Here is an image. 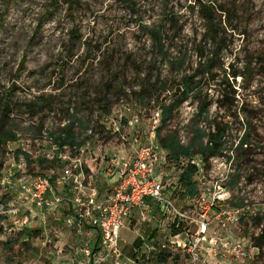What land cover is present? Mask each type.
Returning <instances> with one entry per match:
<instances>
[{
  "label": "rangeland",
  "instance_id": "obj_1",
  "mask_svg": "<svg viewBox=\"0 0 264 264\" xmlns=\"http://www.w3.org/2000/svg\"><path fill=\"white\" fill-rule=\"evenodd\" d=\"M130 1L132 9L123 0H0V94H10L8 125L18 133L17 141L0 149L3 172L17 169L20 163L19 168L24 163L27 170L22 155L15 157L17 148L33 160L53 151L55 143L50 134L57 135L59 128L71 123L75 112L82 122L81 129L78 122L73 125L77 139L87 138L81 157L93 171L107 150L130 147L129 142L121 141V135H128L131 141L134 134L154 132L157 138L162 106L178 96L183 73H191L198 65L196 50L204 33L203 21L190 7L197 0ZM200 1L221 9L217 15L226 29L221 64L213 69L219 75L216 78L223 76L230 63L238 70L249 64L251 72L244 79L237 76L234 86L238 94L232 108L241 109L236 116L223 115L224 108L219 105L223 94L218 87L205 84L200 94L172 108V119L167 123L187 144L192 135L191 120L203 99L209 101L208 117L229 122L232 136L242 133V122L248 119L250 151L239 162L228 159L229 153L218 156L216 162H206L203 170L213 182L216 174L225 175L229 189L225 207L232 208L231 203L250 205L227 233L229 239L246 242L249 256L244 261L231 256L210 260L213 264H264V246L253 245L264 224V73L259 70L264 65V0ZM171 15L178 16L175 25L168 21ZM163 24L166 45L173 56L187 46L182 69L171 68L154 51L146 28ZM211 48L207 46L204 54L210 55ZM148 84L153 85L151 90ZM133 114L139 115V123L130 127L127 122ZM205 123L199 125L205 128ZM164 132L162 129L160 134ZM92 134L94 138L89 137ZM168 169L172 198L183 202L181 169ZM237 172L240 177L234 180ZM98 180L103 183V179ZM10 185L13 187L4 186L0 195L4 191L9 196L16 190V184ZM13 196L7 207L0 203V214L19 203L17 195ZM2 226L0 264H79L81 260L76 249L79 240L82 245L86 237L63 226L59 214L47 216L42 209L25 204L15 215L7 213ZM24 226L39 231L30 238L16 236ZM141 228L148 232L147 226ZM7 239H14L11 248L5 244ZM139 240L131 228H121L119 248L126 259L139 256L144 248ZM174 256L168 264H191L185 252ZM143 261L154 264L151 259Z\"/></svg>",
  "mask_w": 264,
  "mask_h": 264
},
{
  "label": "built area",
  "instance_id": "obj_2",
  "mask_svg": "<svg viewBox=\"0 0 264 264\" xmlns=\"http://www.w3.org/2000/svg\"><path fill=\"white\" fill-rule=\"evenodd\" d=\"M158 117L156 113L155 118ZM119 118H123V113ZM127 123L134 127L139 123V115L133 114ZM128 139V135H121V141L129 142L130 147L107 150L101 164H95V171L81 157L84 144H66L62 150L54 144V150L44 154L48 160L57 157L65 162L55 180L29 173L23 168L24 163L22 170L21 163L17 169L2 170L0 184L11 188L10 184H16L11 193L19 200L2 213L15 215L29 204L42 209L47 216L61 215L63 226L86 237L82 245L79 240L76 249L81 255L79 264H138L143 257L150 259L163 252L171 258L185 252L191 264H213L211 258L228 256L244 261L249 256L246 242L229 239L227 233L250 210V205L245 202L232 208L224 206L229 199L225 175L216 174L213 182L203 170L206 162H216L219 157L211 156L205 161L201 155L192 154L172 162L154 132L145 136L134 134L131 141ZM187 165L196 167L191 177L193 193H183L181 185L185 199L175 202L168 187V168H180L181 173ZM142 226H147L148 232ZM123 227L137 232L140 245L144 246L139 256L131 260L119 248ZM134 252L139 253L137 248Z\"/></svg>",
  "mask_w": 264,
  "mask_h": 264
},
{
  "label": "trees",
  "instance_id": "obj_3",
  "mask_svg": "<svg viewBox=\"0 0 264 264\" xmlns=\"http://www.w3.org/2000/svg\"><path fill=\"white\" fill-rule=\"evenodd\" d=\"M124 3L132 9V2L130 0H123ZM195 6H190L193 11H196L197 15L203 21L204 33L199 40L196 50V55L200 58L198 65L191 73L184 72L181 76L180 82V92L178 96L173 99L167 106H162L160 113L161 124L157 128V141L160 145L167 151V158L172 162H177L180 157H187L192 154H199L202 158L207 161L211 156H223L228 154V159H236L240 161L241 156L243 157L246 153L250 151V145L252 144L250 132L246 127L249 126V121L246 119L242 122L244 128L241 129L242 133L239 135L232 136L230 134L231 126L229 122L222 123L214 118H210L207 115V108L209 101L203 99L198 105V112L193 116L191 120V137L187 144H183L178 137V131L174 127H169L167 120L172 119V108L175 105L182 103L188 98H194L201 93L203 85H214L219 88V92L223 94L220 98V106L224 108L223 115L236 116L240 111V107H235V102L237 101L236 95L237 89L234 88L236 83V77L241 76L244 79L245 74H249V64L245 63L242 70L233 69L232 64H228L226 69H223V76L219 79L217 72L213 69L216 65L221 64L220 62V50L224 41V34L226 32L225 26L221 25V19H218L217 12L221 10L215 8L211 3H204L197 0ZM178 16H170L168 19L169 23L175 25L177 23ZM165 24L158 28H146L149 34V38L152 42L154 51L160 59L165 60L169 66L173 69H182L184 67L185 59L187 57L188 49L184 46L183 49H179L176 55H172L169 48L166 45L165 33L163 27ZM203 45V46H202ZM215 45V48H214ZM207 46L212 47L210 55L204 54L206 52ZM204 57V58H202ZM259 70L264 73V65L259 67ZM148 90L152 89L153 85H147ZM161 87L165 88L166 84L162 83ZM228 93H230L228 97ZM10 94H0V149H4L6 144L9 142H15L18 140L17 128H11L8 123V117L10 113L11 100ZM242 107V106H241ZM78 122L80 124V129L82 128V122L79 121L76 112L72 115V122L66 124L58 129V134H50V138L57 147L62 150L63 145H76L81 146L85 143L86 139L78 140L76 130L73 127L74 123ZM201 122L205 123V128L200 126ZM212 125V126H211ZM213 127V128H211ZM164 129V134H160L161 130ZM206 138V139H205ZM205 139V140H204ZM22 155V158L26 164V168L31 174H41L48 175L52 180H55L59 170L65 163L59 160V158L54 157L48 160L42 156H37L34 160L31 155L20 148H17L15 152V157ZM2 162H0V177L2 173ZM196 171L194 165H187L179 175V182L184 188L186 194L193 193V185L191 182V177ZM85 173L89 174V171L85 169ZM240 173L234 177V180L240 177ZM3 186L0 184V190ZM3 196L0 195V203H4L7 207L9 202L14 198L13 194L10 192L9 196L7 192H1ZM172 196V194H171ZM232 207L239 206L238 204H232ZM241 205V204H240ZM7 219V215L0 214V235L3 233L2 222ZM260 220V219H259ZM173 231L174 228L172 229ZM35 228L23 227L17 232L16 236L20 235L27 236L28 238L35 236L37 233ZM5 244L8 248H11L14 244V239H7ZM253 245L257 248H262L264 246V224L260 230V233L253 238ZM174 258V257H172ZM170 255L166 252L157 253L155 256L150 258L154 264H168L169 259H172ZM144 264V261H140L138 264Z\"/></svg>",
  "mask_w": 264,
  "mask_h": 264
}]
</instances>
